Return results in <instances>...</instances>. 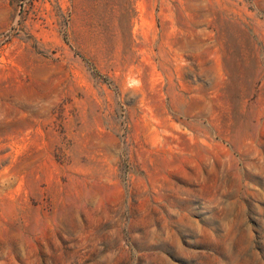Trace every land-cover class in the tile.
Instances as JSON below:
<instances>
[{
  "label": "rangeland",
  "instance_id": "1",
  "mask_svg": "<svg viewBox=\"0 0 264 264\" xmlns=\"http://www.w3.org/2000/svg\"><path fill=\"white\" fill-rule=\"evenodd\" d=\"M0 264H264V0H0Z\"/></svg>",
  "mask_w": 264,
  "mask_h": 264
}]
</instances>
